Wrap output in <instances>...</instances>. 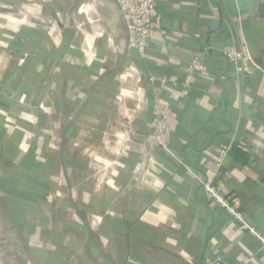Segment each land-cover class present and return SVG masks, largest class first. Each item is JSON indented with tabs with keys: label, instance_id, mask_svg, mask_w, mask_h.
Returning <instances> with one entry per match:
<instances>
[{
	"label": "crops",
	"instance_id": "crops-1",
	"mask_svg": "<svg viewBox=\"0 0 264 264\" xmlns=\"http://www.w3.org/2000/svg\"><path fill=\"white\" fill-rule=\"evenodd\" d=\"M17 4L33 53H0V188L36 263L264 264V0H155L142 53L119 0Z\"/></svg>",
	"mask_w": 264,
	"mask_h": 264
},
{
	"label": "rangeland",
	"instance_id": "rangeland-1",
	"mask_svg": "<svg viewBox=\"0 0 264 264\" xmlns=\"http://www.w3.org/2000/svg\"><path fill=\"white\" fill-rule=\"evenodd\" d=\"M17 1L19 0H0V17L6 13L10 18L9 25H6L8 30V32L6 31V35H9V38L3 40L0 38V53H2L4 50H8V52L14 54V58L10 57L9 61V64H12L13 66H16V63H19L22 60L21 56L19 55L20 53L23 54L22 52L27 49L32 50L33 47L32 39H24L22 42H19L20 44L17 42L15 35H22L23 31H25L24 28L31 26L28 24V22L33 20L32 15L30 14H28V16L24 19V16L21 13L24 11V7H19ZM6 6L8 7L3 8ZM18 21L20 22L19 24ZM2 27L3 25L0 24V30ZM3 48L4 50H2ZM14 51L17 52L14 53ZM28 52L33 53L32 51ZM12 65L11 67H13ZM14 69L15 70L13 74L16 75L19 67H14ZM27 76L30 75L24 74L21 79L18 78L21 80V85H23L27 79ZM19 95H21L20 97L25 104H29V102H33L35 99L32 94L29 96L28 93L20 92ZM11 98L17 99V92L11 94ZM1 192L2 191L0 188V264H37L36 261L38 262L39 255H36L37 257L35 256L32 246L23 241L20 235L10 227V224L7 226L2 223L1 217L6 215L7 212L3 203V194Z\"/></svg>",
	"mask_w": 264,
	"mask_h": 264
},
{
	"label": "built area",
	"instance_id": "built-area-1",
	"mask_svg": "<svg viewBox=\"0 0 264 264\" xmlns=\"http://www.w3.org/2000/svg\"><path fill=\"white\" fill-rule=\"evenodd\" d=\"M119 5L124 15H126L131 22V33L135 49L140 53L144 52L147 49L152 30L154 28V19L157 16L155 0H119ZM166 130L164 120L158 116L150 127L148 142L151 145H158L163 150L169 152L170 147L166 141ZM194 176L198 182L203 185L207 199L216 202L218 205L226 209L239 222L246 224L242 212L235 205H233L229 198L226 197L214 184L213 177L203 178L198 174H194ZM215 264L228 263L224 261H217Z\"/></svg>",
	"mask_w": 264,
	"mask_h": 264
},
{
	"label": "trees",
	"instance_id": "trees-1",
	"mask_svg": "<svg viewBox=\"0 0 264 264\" xmlns=\"http://www.w3.org/2000/svg\"><path fill=\"white\" fill-rule=\"evenodd\" d=\"M1 219H2V223H4L7 226H8V224L11 223V219H10L9 215H7V214L6 215H3L1 217Z\"/></svg>",
	"mask_w": 264,
	"mask_h": 264
},
{
	"label": "bare ground",
	"instance_id": "bare-ground-1",
	"mask_svg": "<svg viewBox=\"0 0 264 264\" xmlns=\"http://www.w3.org/2000/svg\"><path fill=\"white\" fill-rule=\"evenodd\" d=\"M129 83V82H128Z\"/></svg>",
	"mask_w": 264,
	"mask_h": 264
}]
</instances>
